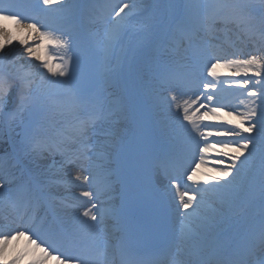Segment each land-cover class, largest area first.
<instances>
[{"label": "snow or ice", "instance_id": "snow-or-ice-1", "mask_svg": "<svg viewBox=\"0 0 264 264\" xmlns=\"http://www.w3.org/2000/svg\"><path fill=\"white\" fill-rule=\"evenodd\" d=\"M62 0H43V5L52 7L59 6ZM22 6L5 3L4 0H0V20L11 21L17 26H21L24 29L32 30L38 34V40L47 41L48 45L55 48H62L67 54L69 50V41L62 39L57 35H54L52 31H40V27H49V25L40 24L37 20L35 23H25L26 20H36V17L24 15L20 8ZM134 7L132 4L120 3L114 8L116 20V26L110 32V40L118 38L120 20L123 19L121 14L125 16L129 14ZM126 9L128 12H126ZM181 14L180 23L177 25V33L179 35L178 46L187 42L192 44L193 39L200 33H210L212 26L221 21L225 24L236 22L241 23L244 20H252L253 16L252 6L247 3V0H226L223 3L209 4L206 0H182V4L179 6ZM260 24L264 28V8L260 10ZM40 24V27H38ZM203 42V37H201ZM6 44H12V38L8 36L7 32L0 27V49ZM20 45H27V39H20ZM43 47V45H41ZM28 55L35 56L37 60H41L42 63L39 68L46 69V72L40 73L39 82L34 79H26L24 75L18 73H12L7 65L2 62L0 58V111L7 106L9 99L14 89H17V103L16 107L8 113L9 121H15L18 116H22L25 109L30 103L34 104V115L39 116L43 110L42 105L39 103L41 97H50L53 95V85H63L66 79L71 76L70 65L72 63V57L67 56L60 57L61 63H54L53 57L47 56L43 58L36 55V50L32 47H26L24 49ZM107 53V47H105ZM211 59H215V63L211 64V67L207 69L209 75L213 77V81H209L203 85L204 89L213 91L216 88L215 79L217 78V68L227 66L229 68L236 69V75H239L243 71L247 76L249 72H252L256 77H262L264 75V55L256 56L251 55L248 59H223L219 56H211ZM184 74L171 71L166 65L161 68L159 72V78L163 81H177L182 79ZM57 79H53V78ZM64 78V79H59ZM47 82V83H45ZM237 85L243 86L247 83L245 80L234 81ZM35 85V87H33ZM250 97H256L255 91L248 93ZM200 97H197L196 101H184L181 105L179 97L173 94L171 100L176 103L177 108L183 107V120L188 121L191 125L190 129H187V138L190 143L194 144L198 149L199 162L192 168L191 173L188 174L187 180L197 187L191 191H181L182 185L177 182L175 178L172 179V186L175 188V195L178 198V210L182 209V215L184 217V227L182 228L181 238L187 245V254L182 256L177 253L171 261V264H264V113H261V119L255 121L257 117V111L254 106H250L247 112H241L235 120H229L225 123L218 125H204V128L216 127L226 128V124L233 125L231 128H226L224 131H218L215 134L217 136H238L241 142L239 147L232 148L231 151L235 153L230 157L232 163L221 169H216V175L211 177H204V183L207 184L208 180L214 181V183L208 185L207 188L200 184V179L197 176V172L200 165L206 163V155L214 150V145L208 143L209 137L213 135L211 131H203L201 129L200 120L204 118H219L220 108H213L210 106L212 102H215L214 95H205L204 99L209 103L208 111L200 114V109L190 111L191 105H194ZM75 100V97H74ZM254 104V101L252 102ZM206 105L201 104L200 108H204ZM209 112L211 117H209ZM232 115V113H228ZM22 122V121H21ZM38 123V122H37ZM247 123V126L245 124ZM239 129V131H237ZM77 132H81L82 129L77 128ZM241 133H248V136H242ZM256 133V135H252ZM201 139L204 144L203 147H199ZM224 148H229V143L221 141ZM247 150V155H245ZM59 151L57 142L51 138L35 135L28 140L26 150L18 152L15 145L12 146V152L8 156L9 168L0 169V198H3L5 203L13 206L21 204L27 205L33 201H37L45 196L43 187L39 181L34 179L32 169H30L23 162V157L28 154H33L36 157L44 158L45 154L55 156ZM259 151V161L257 168L258 174V191L261 207V221L258 229L250 227L245 233V240L247 248L245 251H240L239 248L236 254L228 257L224 260H218L213 258V245L216 241L212 239H206L200 236V232H209L210 229L216 223L215 209L212 210L211 215H202L199 211L201 200L205 193L212 191L216 194H223L225 200L231 201L240 196L243 190V184L246 179V173L242 168L253 158ZM63 155V153H61ZM196 153H193L195 156ZM223 156H228V152L222 153ZM243 157V159H241ZM194 162V161H193ZM223 163V161H221ZM53 164L55 161L53 160ZM83 180L85 183H90V176L80 175L76 176V180ZM15 184V187L10 185ZM249 195L255 198L257 190V184L254 181L248 183ZM80 197L86 199L88 206L84 207L82 213L79 214L77 219L80 222L79 231H84L85 235L94 238L95 234L91 231L96 227V224L100 222L101 217H98L99 208L96 203H93L94 193L91 191H84L80 193ZM79 199V197H78ZM53 214L56 213L55 205L52 206ZM84 218H87L86 220ZM31 224H35L32 220ZM26 231H19L16 229H0V264H20L24 259L26 252L22 251L16 254L11 260L8 259L11 243L17 240L19 237L26 236L27 232H32L37 237V240H32L29 237L32 244L41 249L42 257L40 260L33 261L32 264H42L43 259L48 258L53 252L58 251L56 247L57 243L64 238H71L73 233L65 232L61 230L57 232L53 228H45L43 223L39 225L29 226L25 225ZM126 227L129 231L134 230L137 224L133 220L126 221ZM116 239V238H114ZM47 244L48 247H42ZM49 248L52 251H49ZM116 254L120 257V264H128L125 257L128 254L127 241L124 236L117 239L116 243L111 245H105L103 250L98 251L95 255H78V256H63V254L56 256L58 264H116ZM63 256V258H62Z\"/></svg>", "mask_w": 264, "mask_h": 264}, {"label": "bare ground", "instance_id": "bare-ground-1", "mask_svg": "<svg viewBox=\"0 0 264 264\" xmlns=\"http://www.w3.org/2000/svg\"><path fill=\"white\" fill-rule=\"evenodd\" d=\"M40 2H41V5H40L41 12L46 11V12L50 13L52 11H55L58 8H64L66 12L71 13V11H73V9H74L73 6L71 5L70 1L66 2V3H61L59 6L54 5L52 7L43 5V0H41ZM196 2H200V0H196ZM206 2L209 4H213V3H223V2H226V0H206ZM120 3L132 4V5H134V7L131 9V11L129 12L128 15L125 16L123 13L121 14L123 19L120 20V24L118 26V28H119L118 38H116L114 40H110V32L114 28V26H116V20H117V18L115 17L114 8ZM179 3L182 4V0H179ZM150 4H151V0H117L116 6L111 5L110 8H107L106 14H105L106 17H103V16L96 17L97 22L99 21L97 23L98 24L97 27L95 24L94 29L93 28L90 29V25H89L88 30L92 33L94 39L95 40L97 39L96 45H97V48H99L98 50H100L101 56H102V61H101L102 64L99 65L100 68L97 69L95 66H92L89 63L88 59L81 60V59H77L76 55H70L72 57V63L70 65L71 76L66 79V82L63 85L51 86L53 89V93H61V92L67 91L66 87L68 86V81L71 78L77 77L78 82L79 81H83V82L93 81V82H95L96 80H99V75L101 76L100 70H102V69L106 70L107 68L119 66L125 59L136 60L135 59L136 57L134 56V53H136V46L144 45V44L148 43L149 37H147L145 35V30H147L151 33L154 32V30L156 28V22L162 20V18H159V16H162V14L157 15V13H154L153 7H149ZM173 7H174V5H173ZM126 12H128L127 9H126ZM142 13H145L147 15H152V16H150L151 18H149L147 20L145 19L142 21H138L137 18L129 19V20L127 19V17L132 16V15L136 16V17H140V16H137V14L142 15ZM65 15H66V13H65ZM167 15H169V14L166 13V16ZM110 16H114L115 18H114V22L110 26H108V25L104 24V21H105L104 19H106L107 17H110ZM135 20H137V21H135ZM28 21L29 20H26L25 23H27ZM31 21H34V20H31ZM51 21H49V22L45 21V22H42V24L50 26ZM255 22L258 23L259 21H255ZM228 26H229V24H228ZM0 27H2L3 30L5 32H7L8 36L12 38V44H6L2 49H0V58H2V62L8 66V68L10 69V71L12 73H18L20 75H24L26 77V79H34L35 81L39 82L40 73L46 72L47 70L39 68L38 66L42 63V61L37 60L35 56L30 57L29 55H26L27 52L24 50L26 47H32L34 50H36L35 44L37 42L41 41V40H38V34L32 30L24 29L21 26H17L11 21L0 20ZM38 27H40V24H38ZM40 31H42V32L43 31H52L54 33V35H59L57 32L58 30L55 31V29L53 27H50V28L49 27H40ZM20 39H27L28 44L27 45H20L19 44ZM131 45H133L132 48H130ZM105 47H107V53L105 52ZM54 48L55 47H52V49L55 50V52H57V50H60L59 48H55V49ZM129 48L131 49V53L128 54L127 51ZM38 51L39 52H36V55L41 56L43 58H47V56H51L55 59V56L58 55L56 53H51L49 51L47 45H45L44 49L38 50ZM212 54H214V53L211 51V55ZM62 55L65 56V54H62ZM62 55L60 54L59 57ZM139 55H140V57H142L143 53L140 52ZM178 56H182V53H181V55L178 54ZM258 56H261V55H258ZM55 60H56V62H54V63H57L59 58H56ZM91 60H93V59H91ZM212 63H215V62H213V61L209 62L210 67H211ZM137 66H138L137 78L141 79V81H143L145 78L147 79L148 76L152 74L151 72H149L151 66L148 67L146 62L139 61V62H137ZM226 67L227 66H223V62H222V66L219 67L220 68L219 70H221V72L228 71V67L227 68ZM217 70H218V68H217ZM248 74H250L249 77L253 76L252 73H248ZM53 79H57V78L54 77ZM59 79H64V78H59ZM224 79L228 80L230 78L224 77ZM45 83H47V82H45ZM173 89L174 88H172L170 90H173ZM165 90L167 92L166 88H160L159 92H155L154 90L150 91L151 99L155 103L154 105H156L159 108H160L159 103L164 101V99H162V98H163V93L165 92ZM191 93L186 92V91L180 92V93L175 92V94L179 97V101H181V100L184 101V100L188 99V97L190 96ZM17 94L18 93H16V91L13 90V93L9 99V103L3 109V111H0V150L4 149L6 147L5 139L3 138L4 129L6 127V125H5L6 117H4V113L7 112V108L14 106L16 104V102H17V99H16L17 96L16 95ZM184 94H186L188 96H184ZM47 99L50 100L51 98L48 97ZM52 102H56L55 104H58L55 107H58L60 105V107H62V108H67L69 110L68 114L71 116L77 110V108L75 107L76 102L74 99H69V100H64V101L52 100ZM172 103L173 102H171V104ZM161 106H163V108H162V110L159 111V113L162 114V112H163V116L167 117L166 116V107L167 106L164 104H162ZM193 111H194V109H193ZM124 120H126L125 117L122 119V121H124ZM177 122H179L180 127L181 126L183 127L184 123L182 122V120H179ZM10 124H11V122H10ZM79 126L81 127L82 125H79ZM120 126H122V124H120V123L110 124V127H113L115 129V131H114L115 133H117V132L120 133L119 132ZM161 126H162V129H167L168 127H170L167 124V122L164 121V119L161 121ZM13 131L15 132V135H17V132H18L19 136L23 134L22 131H20L19 129H17V130L15 129ZM74 131H75V133H78L76 131V129H74ZM32 132H34V130H32ZM167 132L171 133V131H168V130L166 131V133ZM29 133H30V131H29ZM29 133H27V135ZM79 144H81V143H79ZM75 145L76 144H74L73 146H75ZM245 152H247V150H245ZM48 157L49 156L47 154H45L44 158H42V159L40 158L41 163L46 164ZM79 161L80 160L73 161V164L70 165L68 163V159H66L65 157H61V158H58L56 160V162L53 166H55V168H59V171L61 172L62 177L66 178L65 176L68 175V176L74 177L73 179L76 180L77 175H73L74 172H80L81 174H86V170L84 171V168H82V162L81 161L79 162ZM253 165L255 166L254 162H253ZM36 168H37V171L40 173V175L44 176L42 174V173H44L43 166H41V167L36 166ZM253 168H256V167H252L250 172H248V174L246 175L245 183L250 181V180L251 181L254 180L253 178H251L252 177L251 172H252ZM58 176H60V175H58ZM81 177H82V175H81ZM44 178H46V177H44ZM78 182H79L78 187H83V188L88 187V185H87L88 183H85V182L81 183V180ZM255 183H258V179L255 181ZM245 187H246V184L243 186L242 192L246 191ZM242 196L244 197V194H242L240 197H242ZM250 197H251L250 198L251 205L258 206V202L260 201L259 194L256 192L255 198H253L252 196H250ZM0 200L1 201L3 200V202H5L3 198H0ZM84 201H85L84 198L81 199L80 204H83ZM62 208L64 209L65 206ZM201 209H203V208L201 207ZM212 210L213 209L210 208V211H212ZM63 214L66 217L68 222H70V223L73 222L72 221L73 218L69 217V213L67 211L63 210ZM70 218H72V219H70ZM222 219L227 221L226 217H224ZM0 222H1V219H0ZM0 229H3V228H0ZM8 229H16L19 231H22V230L25 231L24 227H21V226L15 227V228H4L5 231H7ZM18 249H20V251ZM22 251L26 252V255L24 256L23 260H31L32 262L36 261V260H40L42 255H43L41 252V249L37 248L34 244H32L27 235L19 237L17 240L12 241L11 247L9 250L8 258L10 256H12L14 254H18ZM25 257H27V258L25 259ZM42 264H58V261H57L56 257L49 256L48 258L43 259Z\"/></svg>", "mask_w": 264, "mask_h": 264}, {"label": "rangeland", "instance_id": "rangeland-1", "mask_svg": "<svg viewBox=\"0 0 264 264\" xmlns=\"http://www.w3.org/2000/svg\"><path fill=\"white\" fill-rule=\"evenodd\" d=\"M247 3H249L251 6H256V7H252V8H256V11H257L256 15H258L260 17V11L259 10L261 8H264V0H247ZM161 8L164 9V7H161ZM108 25H111V23L108 22ZM46 42L47 41L37 42L35 44L36 52H39L38 50L44 49ZM41 45H43V47H41ZM26 55H28V53H26ZM251 55L258 56V53L257 54L252 53L248 56H235V57L240 58V59H248L249 56H251ZM98 58H99V56H98ZM249 73H252V72H249ZM227 75H229V76L233 75V77L237 76V80H245V81H247V83H249V85L248 84L245 85L246 88L252 87V88H255L254 90H256L257 88H258V90H257V96L256 97H252V98L245 97L244 99L239 100L237 103H234L232 106L235 105V107L238 108V110L235 111V113L232 111L228 112L227 110H225L226 111V112H224L225 116H227L228 113H232L231 116H232L233 120H235V118L238 117L241 112H247L250 106H254L256 108L257 115L259 113H264V91H263L264 89H262V87L264 88V83H262L264 81V75H262V77H259V80H261L262 82H257V83H256V79L253 80V78L248 77V75L245 76L243 71H241L239 75H236V69H234V68H232V72H230ZM90 85L91 84H88V83L78 82V79L74 78V79H69L67 89L72 90L75 88L87 87ZM253 101H254V104L252 103ZM171 109L174 110L175 112H177V110H178V108H176L175 106H173V107L171 106ZM179 114H181L183 116V113H179ZM22 116H23V119L17 121L16 127H18L19 125L20 126L21 125L29 126V125H31L32 122L36 121L37 118L39 119V116L37 117L34 115V108L26 110ZM257 117L254 119L257 120L258 119ZM245 126H247V123L245 124ZM229 145H230L229 146L230 150L232 148L239 147V146H237V144H229ZM220 148L224 151H229L228 148H224L223 146H221ZM50 164H52V162H49V165ZM209 173H210V171H208L206 175L210 177L211 175H209ZM211 182L212 181L209 179V183L207 185H209ZM203 200H206V202H203L202 204H204L205 206H208L209 202H207L206 197H203L201 201H203ZM199 211L201 212V210H199ZM204 213H205V211H203V214Z\"/></svg>", "mask_w": 264, "mask_h": 264}]
</instances>
